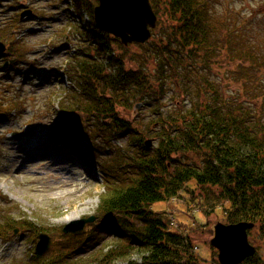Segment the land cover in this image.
<instances>
[{
  "label": "trees",
  "instance_id": "1",
  "mask_svg": "<svg viewBox=\"0 0 264 264\" xmlns=\"http://www.w3.org/2000/svg\"><path fill=\"white\" fill-rule=\"evenodd\" d=\"M215 1L151 0L158 24L144 45L125 47L94 23L62 33L78 43L67 64L72 85L64 90L59 111L71 129L63 124L61 129L73 140L89 142L90 153L99 139L108 145L127 141L101 161L107 185L98 215L117 232L113 242L97 244L89 255L63 252L21 264H200L187 239L154 210L180 196L192 180L209 204H227L226 223L253 222L254 238L264 239V44L250 40L245 23L228 24L214 10ZM74 3L93 18L92 0ZM18 17L0 28V41L13 44L12 51L19 50L13 33L21 26ZM133 46L149 47L152 54L136 56L138 69L128 70L115 48L129 55ZM229 70L238 76L237 94L226 93ZM171 84L190 103L166 107L163 98ZM137 103L156 114L141 122L123 117ZM148 137L157 140L150 148ZM99 239L93 230L84 243ZM243 264L264 261L256 255Z\"/></svg>",
  "mask_w": 264,
  "mask_h": 264
},
{
  "label": "rangeland",
  "instance_id": "2",
  "mask_svg": "<svg viewBox=\"0 0 264 264\" xmlns=\"http://www.w3.org/2000/svg\"><path fill=\"white\" fill-rule=\"evenodd\" d=\"M72 2L0 0V28L7 27V22L23 11H33L25 20L18 17L21 26L13 33L20 41L19 50L12 51L13 44L9 43L7 54L0 56L3 114L0 116V264L31 261L41 233L51 238L43 257L62 255L63 252L86 256L100 247L95 248L97 244L113 242L116 236L117 229L98 215L100 197L107 185L101 161L113 155L115 146L123 149L126 139L114 140L111 145L99 139L90 153L89 142L82 137L73 140L61 129L62 124L71 129L69 121L62 118L59 111L65 98L63 94L72 85L67 64L78 43L73 36L63 37L62 33L69 34L79 26L95 24L94 15L92 18L87 9L77 10ZM92 2L94 11L99 2ZM214 10L228 24L240 21L248 25L250 40L264 44V0H216ZM130 49L133 57L129 60L130 53L124 55L121 49L115 48L116 55L123 57L128 70L138 69L140 63L136 56L145 58L152 54L149 47L133 46ZM12 59L10 66L4 68V63ZM152 62L153 59L147 65L148 69H153ZM225 77L226 93L237 94L240 83L234 81L238 76L232 77L229 70ZM178 92L174 85L168 87L163 98L166 107L179 102L190 103ZM244 92L242 90V94ZM242 100L247 98L244 96ZM148 101L153 103L154 98ZM11 105L17 109L10 113L7 108ZM133 107L130 112L123 111V117L133 116V121L141 122L156 114L145 106L134 113ZM12 133L18 136H10ZM152 138L156 143V138ZM187 185L180 196L155 204L154 210L164 216L172 230L187 239L191 244L190 253L200 260V264H219L218 251L209 240L214 224L226 223L224 208L227 204L212 206L195 181ZM90 216L96 217L95 222L87 224L81 232L63 233L67 224ZM18 222L32 223L34 227L20 228ZM93 230L99 233L100 239L84 243ZM254 234L252 232L253 239H250L258 244V256L264 261V239L258 237L256 240ZM134 259L142 263L139 255Z\"/></svg>",
  "mask_w": 264,
  "mask_h": 264
},
{
  "label": "water",
  "instance_id": "3",
  "mask_svg": "<svg viewBox=\"0 0 264 264\" xmlns=\"http://www.w3.org/2000/svg\"><path fill=\"white\" fill-rule=\"evenodd\" d=\"M93 15L96 27L107 34L120 40L124 46L132 44H145L153 36V30L157 28L158 16L155 13L151 0H98ZM32 10H26L21 14V19L32 14ZM7 45L0 42V56L6 53ZM7 61L4 68H8L13 62ZM142 107L138 103L134 107L137 112ZM17 137L18 134H10ZM154 144L152 138L145 141V146L150 148ZM95 216L82 218L67 224L63 228L65 234L79 233L87 224H92ZM255 224L248 221L224 224L217 222L214 225L213 236L210 244L218 249V260L220 264H241L248 258L255 256L257 249L249 241L248 231L252 230ZM17 230H15V233ZM36 245V259H41L49 249L51 238L45 233L38 236Z\"/></svg>",
  "mask_w": 264,
  "mask_h": 264
},
{
  "label": "flooded vegetation",
  "instance_id": "4",
  "mask_svg": "<svg viewBox=\"0 0 264 264\" xmlns=\"http://www.w3.org/2000/svg\"><path fill=\"white\" fill-rule=\"evenodd\" d=\"M251 240V239H250ZM258 246V245H257Z\"/></svg>",
  "mask_w": 264,
  "mask_h": 264
}]
</instances>
